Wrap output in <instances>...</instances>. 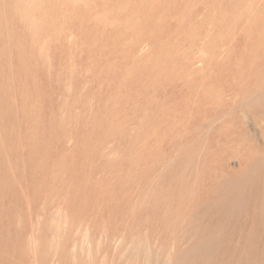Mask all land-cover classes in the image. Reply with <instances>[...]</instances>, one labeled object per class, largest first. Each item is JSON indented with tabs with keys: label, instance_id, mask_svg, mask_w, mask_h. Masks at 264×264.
<instances>
[{
	"label": "rangeland",
	"instance_id": "1",
	"mask_svg": "<svg viewBox=\"0 0 264 264\" xmlns=\"http://www.w3.org/2000/svg\"><path fill=\"white\" fill-rule=\"evenodd\" d=\"M165 263L264 264V0H0V264Z\"/></svg>",
	"mask_w": 264,
	"mask_h": 264
},
{
	"label": "bare ground",
	"instance_id": "2",
	"mask_svg": "<svg viewBox=\"0 0 264 264\" xmlns=\"http://www.w3.org/2000/svg\"><path fill=\"white\" fill-rule=\"evenodd\" d=\"M198 163V162H197ZM196 168V167H195ZM196 171H197V169H196ZM195 180H196V178H195ZM193 194V193H192ZM147 239V238H146ZM148 242V241H147ZM173 242V241H172ZM127 248V247H126ZM135 249V248H134ZM173 249V248H172ZM148 250V249H147ZM149 252V251H148ZM156 252V251H155ZM168 254V253H167ZM146 258H147V256H146ZM157 258V257H156ZM156 258H155V260H156ZM148 260V259H147ZM149 261V260H148ZM156 262H157V260H156ZM164 262V261H163ZM165 264H167V263H165Z\"/></svg>",
	"mask_w": 264,
	"mask_h": 264
}]
</instances>
